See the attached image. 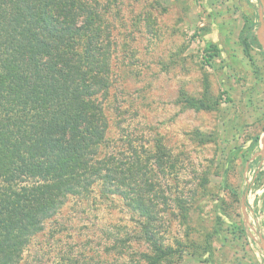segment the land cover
<instances>
[{"label": "rangeland", "instance_id": "374dc122", "mask_svg": "<svg viewBox=\"0 0 264 264\" xmlns=\"http://www.w3.org/2000/svg\"><path fill=\"white\" fill-rule=\"evenodd\" d=\"M249 1L100 0L111 43L102 152L125 161L159 138L165 197L141 214L98 184L70 196L18 264H264V54L239 41L250 19L264 50V0ZM183 93L218 105L186 107ZM143 223L171 255L148 259Z\"/></svg>", "mask_w": 264, "mask_h": 264}, {"label": "trees", "instance_id": "16d2710c", "mask_svg": "<svg viewBox=\"0 0 264 264\" xmlns=\"http://www.w3.org/2000/svg\"><path fill=\"white\" fill-rule=\"evenodd\" d=\"M255 28L244 19L239 41L248 57L253 49L264 54ZM109 31L100 0H0V264H18L67 198L97 184L102 197L117 194L141 214L165 197L160 179L169 164L159 138L143 152L131 148L125 161L102 152ZM217 51L210 44L206 57ZM181 102L195 110L218 105L185 94ZM143 233L151 262L172 254Z\"/></svg>", "mask_w": 264, "mask_h": 264}, {"label": "water", "instance_id": "95a60500", "mask_svg": "<svg viewBox=\"0 0 264 264\" xmlns=\"http://www.w3.org/2000/svg\"><path fill=\"white\" fill-rule=\"evenodd\" d=\"M260 27H263V24H262V21H261V15H260Z\"/></svg>", "mask_w": 264, "mask_h": 264}]
</instances>
